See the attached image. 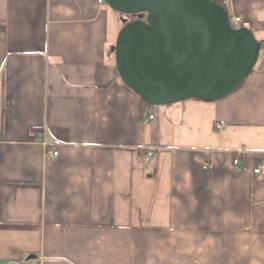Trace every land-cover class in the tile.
Masks as SVG:
<instances>
[{
    "label": "crops",
    "instance_id": "0c3cea01",
    "mask_svg": "<svg viewBox=\"0 0 264 264\" xmlns=\"http://www.w3.org/2000/svg\"><path fill=\"white\" fill-rule=\"evenodd\" d=\"M223 6L250 76L144 110L104 4L0 0V264H264V0Z\"/></svg>",
    "mask_w": 264,
    "mask_h": 264
},
{
    "label": "water",
    "instance_id": "95a60500",
    "mask_svg": "<svg viewBox=\"0 0 264 264\" xmlns=\"http://www.w3.org/2000/svg\"><path fill=\"white\" fill-rule=\"evenodd\" d=\"M122 24L115 61L122 82L151 107L215 102L255 69L262 42L235 29L213 0H105ZM124 16L137 19L127 23Z\"/></svg>",
    "mask_w": 264,
    "mask_h": 264
},
{
    "label": "built area",
    "instance_id": "2783aa9c",
    "mask_svg": "<svg viewBox=\"0 0 264 264\" xmlns=\"http://www.w3.org/2000/svg\"><path fill=\"white\" fill-rule=\"evenodd\" d=\"M105 3V0H98V4H104ZM240 23H241V19L240 18H236V17H231L230 18V24L233 28L235 29H238L239 26H240ZM263 57H261V54H260V57L259 59H262ZM155 116L153 114H150L149 113V117H148V120L152 121L154 120ZM225 126V123L224 122H219L216 124V129L220 130L222 129L223 127ZM51 155V153H50ZM58 156V152H53L52 153V157L53 158H56ZM154 157V152L153 151H149L146 156H145V161H150L152 158ZM234 163L237 165L238 164V161L235 160ZM252 174L261 179V180H264V165L262 166H258L256 168L253 169L252 171Z\"/></svg>",
    "mask_w": 264,
    "mask_h": 264
},
{
    "label": "rangeland",
    "instance_id": "374dc122",
    "mask_svg": "<svg viewBox=\"0 0 264 264\" xmlns=\"http://www.w3.org/2000/svg\"><path fill=\"white\" fill-rule=\"evenodd\" d=\"M104 6L108 9V10H110L113 14H117L118 15V18H119V20H120V24H122V16L120 15V14H118V13H116V12H114L107 4H106V2L104 3ZM124 18L127 20V23L128 22H131V21H134V20H136L137 18L136 17H132V19L130 20L129 18H127L126 16H124ZM114 51H115V47H114ZM261 53H263V52H261Z\"/></svg>",
    "mask_w": 264,
    "mask_h": 264
},
{
    "label": "trees",
    "instance_id": "16d2710c",
    "mask_svg": "<svg viewBox=\"0 0 264 264\" xmlns=\"http://www.w3.org/2000/svg\"><path fill=\"white\" fill-rule=\"evenodd\" d=\"M213 1L223 6V0H213ZM132 17H133V16H127V18H129V19H130V18L132 19ZM229 18H230V17H229ZM131 19H130V20H131ZM122 25H123V24H122ZM123 26H124V25H123ZM262 44H263V43H262ZM242 85H243V84H241L237 89H239ZM237 89H236V90H237ZM236 90H235V91H236ZM142 104H143L144 110L147 109V108H149V107H151V106L147 105L145 102H143V100H142Z\"/></svg>",
    "mask_w": 264,
    "mask_h": 264
}]
</instances>
